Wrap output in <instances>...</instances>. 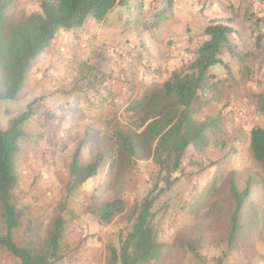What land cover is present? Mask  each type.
I'll return each instance as SVG.
<instances>
[{
	"label": "rangeland",
	"instance_id": "1",
	"mask_svg": "<svg viewBox=\"0 0 264 264\" xmlns=\"http://www.w3.org/2000/svg\"><path fill=\"white\" fill-rule=\"evenodd\" d=\"M161 1L151 10L131 15L129 24H124V39L116 36L101 40L96 30L103 27L92 16L80 27L58 31L51 46L34 61L16 99L0 100L2 129L34 101V114L23 127L25 138L14 157L17 183L12 201L20 220L14 235L18 242L30 233L42 235L52 218L60 214L65 222L61 242L64 257L54 264H107V247L116 246L118 234L131 228L124 213L102 223L84 210L90 196L106 182L107 166L70 195H66V185L76 145L83 142L80 158L87 162L116 125L133 121V113L126 110L129 102L146 87L162 83L160 78L155 79L157 65L153 69L150 65L159 60L160 52L159 45L150 42L154 38L150 33L161 27L155 31L160 39L165 20L173 18V13L169 10L155 20L153 14ZM204 2L187 1L193 19L183 32L192 31L193 37L185 50L183 65L205 40L203 27L218 19L207 15ZM234 2L226 13L232 21L230 25L236 28L230 41L246 57L240 61L222 49L219 56L229 69L222 65L210 68L213 78L200 91L202 106L193 115L196 122H201L221 113L223 131L201 153L192 146L186 149L179 170L172 174L177 179L158 195L152 209L151 224L158 241L172 244L181 232L193 242L196 251L173 249L163 263L152 264H228L229 260L261 264L264 258V170L249 149L250 130L264 128V114L256 110L254 97L264 94V0H240L238 8ZM38 9V0H13L6 15L17 19ZM149 70L155 76L150 72L145 80ZM232 172L240 188L247 181L251 187L241 217L247 232L234 247L226 243L232 209L227 177ZM163 174L150 159L136 160L122 182L116 184L126 208L140 201L155 183L163 187ZM95 195L106 199L112 192L102 188ZM208 211L211 215L206 217ZM219 255L224 258L218 259ZM0 264L19 262L0 248Z\"/></svg>",
	"mask_w": 264,
	"mask_h": 264
},
{
	"label": "trees",
	"instance_id": "2",
	"mask_svg": "<svg viewBox=\"0 0 264 264\" xmlns=\"http://www.w3.org/2000/svg\"><path fill=\"white\" fill-rule=\"evenodd\" d=\"M143 1L38 0V10L9 19L6 13L13 0H0V100L16 99L34 61L51 46L58 31L80 27L88 16L102 21L115 6H123L139 15L143 11ZM161 2V7L153 14L155 20L171 9L174 0ZM234 31L228 22L213 20L208 23L203 29L206 38L195 49L193 58L172 71L162 83L146 87L129 102L126 110L134 116L130 124L116 125L101 148L85 163L80 158L83 142L73 150L66 195L107 166L106 182L90 196L84 210L102 223L124 213L131 223L129 231L118 234V244L107 247V264L163 263L173 249L196 251L193 242L181 232L172 244L158 241L151 224L152 209L158 195L168 190L177 179L172 174L179 170L186 149L192 146L201 153L215 143L223 131L221 113L201 122H196L193 115L202 106L200 91L205 90L209 79L213 78L210 68L222 65L229 69L219 56L222 49L240 61L246 57V53L230 41ZM254 97L256 110L264 114V94ZM33 102L14 116L6 129L0 128V248L17 259L19 264H54L64 257L61 242L65 222L60 214L52 218L42 235L30 233L21 242L14 235L20 226L17 208L12 201V190L17 183L14 157L20 150V141L25 138L23 127L34 114ZM249 149L253 159L264 170L263 127L256 126L250 130ZM138 159H150L159 172L164 173L160 178L163 187L155 183L140 201L126 208L120 186L116 184L122 182ZM102 188L109 189L112 196L99 199L95 193ZM227 188L232 209L228 217L226 243L234 247L247 232L241 217L251 187L247 181L240 188L232 172L227 177ZM210 215L208 211L206 217Z\"/></svg>",
	"mask_w": 264,
	"mask_h": 264
},
{
	"label": "crops",
	"instance_id": "3",
	"mask_svg": "<svg viewBox=\"0 0 264 264\" xmlns=\"http://www.w3.org/2000/svg\"><path fill=\"white\" fill-rule=\"evenodd\" d=\"M158 1L144 0L142 10L144 11H146L147 9L151 10V8L158 5ZM187 1L188 0H174V3L172 4L170 9L173 13V18H169V17L166 18L164 24L165 25L164 32L162 33V37L160 39L157 38L159 33L157 34L155 33V31L159 30L161 27L151 31L150 35L152 36L154 35V38L151 39L150 42L159 45L160 52L158 53L157 56L159 57V60L155 61V63L153 64L150 63L152 69L154 65H157V67H155V72H154L156 76L154 75L153 72H151V70H149L144 74L146 76L145 80H148V77H150L149 74L151 72V75L155 76V79L160 78L163 82L170 76L172 71L177 69V67L183 66L184 64L183 60L185 61L186 60L185 57H187L185 50L188 48L189 44H191V38L193 37L192 31L187 32V30H185V32H183L184 27L189 26L193 19V16L190 13V6L187 4ZM234 1L235 0H205L204 4L206 6V13H208L207 15H209L210 18H214V17L218 18L215 21L228 22L229 24H231L232 21L229 20L230 16L227 15L226 13L228 10L232 9L231 3H233ZM239 1L240 0H236L234 2L236 8H238V6L240 5ZM241 5L243 6L247 4L241 2ZM175 10L177 11V14L174 13ZM133 13H134L133 11H129L127 8L123 6H115L107 13V15L103 18V20L100 21L99 24L100 26L103 27V29L98 28L96 30L97 36L99 35V38L101 40L106 39L108 37L114 38L116 36H120V38L123 37L124 39L126 37V33L123 32V28H125L124 24H126V22H128L129 24V21H131L133 18L131 17ZM221 18H228V19H224L225 21H223ZM106 23L109 25V28L107 29L105 27ZM160 25L162 26L163 22ZM232 27L236 31V28L234 26ZM128 33L130 32H127V34ZM130 36H132V34ZM148 55L150 54H147V56ZM148 59L152 60L151 56L148 57ZM139 75L140 77H142V73L139 72ZM217 258L222 259L224 257L223 255L221 256L219 255V257ZM96 264L99 263L96 262ZM218 264H222V263L220 262ZM228 264H246V262L243 260H234V261L229 260ZM250 264H254V263L251 261ZM261 264H264V258L261 260Z\"/></svg>",
	"mask_w": 264,
	"mask_h": 264
},
{
	"label": "built area",
	"instance_id": "4",
	"mask_svg": "<svg viewBox=\"0 0 264 264\" xmlns=\"http://www.w3.org/2000/svg\"><path fill=\"white\" fill-rule=\"evenodd\" d=\"M241 112H243V110Z\"/></svg>",
	"mask_w": 264,
	"mask_h": 264
}]
</instances>
